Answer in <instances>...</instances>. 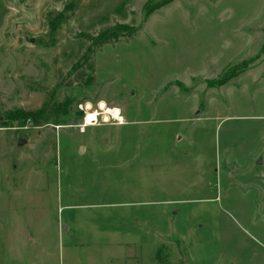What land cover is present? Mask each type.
I'll return each mask as SVG.
<instances>
[{
	"label": "rangeland",
	"instance_id": "rangeland-1",
	"mask_svg": "<svg viewBox=\"0 0 264 264\" xmlns=\"http://www.w3.org/2000/svg\"><path fill=\"white\" fill-rule=\"evenodd\" d=\"M0 264H264V0H0Z\"/></svg>",
	"mask_w": 264,
	"mask_h": 264
},
{
	"label": "trees",
	"instance_id": "trees-1",
	"mask_svg": "<svg viewBox=\"0 0 264 264\" xmlns=\"http://www.w3.org/2000/svg\"><path fill=\"white\" fill-rule=\"evenodd\" d=\"M171 1V0H168ZM166 2H163L164 5ZM150 13V12H149ZM134 28L129 25L115 24L109 28H105L100 31L94 38H91L92 45H100L111 40H116L120 36H131L133 34ZM84 57V55L82 56ZM92 78H89L85 84H90ZM19 116H15V119H21L28 117L31 122L35 125H40L42 122L52 121L53 124H59L63 122L66 116L70 114V104L69 102L56 101L53 99L52 94L41 104V106L35 110L29 112H19ZM79 118L81 114L77 112L76 114Z\"/></svg>",
	"mask_w": 264,
	"mask_h": 264
},
{
	"label": "built area",
	"instance_id": "built-area-1",
	"mask_svg": "<svg viewBox=\"0 0 264 264\" xmlns=\"http://www.w3.org/2000/svg\"><path fill=\"white\" fill-rule=\"evenodd\" d=\"M101 104L104 105L103 108L100 107ZM112 110H115V112L118 110V116L123 118V123L119 122V119L116 118ZM76 111L81 114L78 122L76 123V128L80 133H83L88 127H94L101 124L122 125L125 123L121 108L116 105L109 104L105 100H99L94 103L80 102L76 105ZM105 116L108 117L107 122L104 120ZM89 117L94 118L89 119Z\"/></svg>",
	"mask_w": 264,
	"mask_h": 264
},
{
	"label": "crops",
	"instance_id": "crops-1",
	"mask_svg": "<svg viewBox=\"0 0 264 264\" xmlns=\"http://www.w3.org/2000/svg\"><path fill=\"white\" fill-rule=\"evenodd\" d=\"M122 113H123V111H122ZM123 115H124V114H123ZM85 132H86V130H85L83 133H85ZM80 148H81V147H80ZM82 152H83V150H82ZM82 152H81V153H82ZM139 181H140V180H139ZM110 218H111L112 220H114L115 225H116V227H115L114 230H113V234H116V233L119 234L120 232L124 233V231H122L123 229L120 228V227H121V224L119 225L118 221L116 222V220H117V219H118V220L128 219L129 216L124 215V214H123V211H118V212L112 213L111 216H110ZM134 218H135V219H144V218H142V216L140 217V214H138V215L135 216ZM122 228H123V226H122ZM115 244H118V245L123 246L124 244H129V241L126 242V240H124V237H123V238H121V239H118V240L116 241Z\"/></svg>",
	"mask_w": 264,
	"mask_h": 264
},
{
	"label": "clouds",
	"instance_id": "clouds-1",
	"mask_svg": "<svg viewBox=\"0 0 264 264\" xmlns=\"http://www.w3.org/2000/svg\"><path fill=\"white\" fill-rule=\"evenodd\" d=\"M112 111H113L114 115L116 116V118L119 119V122H120V123H123V122H124V121H123V118H122V117H119V116L116 114L115 110H112ZM93 118H94V117H89V119H93ZM104 120H105V122H107L108 117L105 116V117H104Z\"/></svg>",
	"mask_w": 264,
	"mask_h": 264
},
{
	"label": "water",
	"instance_id": "water-1",
	"mask_svg": "<svg viewBox=\"0 0 264 264\" xmlns=\"http://www.w3.org/2000/svg\"><path fill=\"white\" fill-rule=\"evenodd\" d=\"M197 113H198V112H196V113L194 114V117L197 115ZM26 141H27V140H25L24 138H19L18 146H19V147L22 146L23 144L26 143ZM81 150H83V147H81ZM258 162H260V160H258Z\"/></svg>",
	"mask_w": 264,
	"mask_h": 264
},
{
	"label": "snow or ice",
	"instance_id": "snow-or-ice-1",
	"mask_svg": "<svg viewBox=\"0 0 264 264\" xmlns=\"http://www.w3.org/2000/svg\"><path fill=\"white\" fill-rule=\"evenodd\" d=\"M100 107H101V108H103V107H104V105H103V104H101V105H100ZM116 114H117V115L119 114V113H118V110H117Z\"/></svg>",
	"mask_w": 264,
	"mask_h": 264
}]
</instances>
